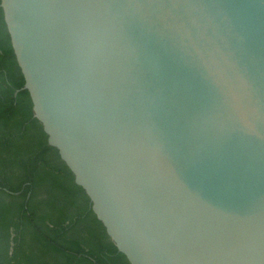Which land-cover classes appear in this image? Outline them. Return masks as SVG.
<instances>
[{"label": "water", "instance_id": "1", "mask_svg": "<svg viewBox=\"0 0 264 264\" xmlns=\"http://www.w3.org/2000/svg\"><path fill=\"white\" fill-rule=\"evenodd\" d=\"M33 115L130 264H264V0H0Z\"/></svg>", "mask_w": 264, "mask_h": 264}, {"label": "trees", "instance_id": "2", "mask_svg": "<svg viewBox=\"0 0 264 264\" xmlns=\"http://www.w3.org/2000/svg\"><path fill=\"white\" fill-rule=\"evenodd\" d=\"M0 6V264H130L33 115Z\"/></svg>", "mask_w": 264, "mask_h": 264}]
</instances>
